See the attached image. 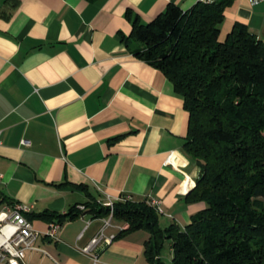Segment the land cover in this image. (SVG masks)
I'll list each match as a JSON object with an SVG mask.
<instances>
[{"label": "crops", "instance_id": "1", "mask_svg": "<svg viewBox=\"0 0 264 264\" xmlns=\"http://www.w3.org/2000/svg\"><path fill=\"white\" fill-rule=\"evenodd\" d=\"M198 1L0 0V205L34 204L29 218L40 249L27 252V264H96L82 248L106 217L66 220L51 238L41 216L91 196L157 199L162 224L181 226L205 206L187 199L200 170L184 151V96L135 54L140 42L130 34L136 17L147 23L171 2L187 10ZM224 17L222 38L243 22L264 42V0H234ZM111 219L106 236L126 224ZM149 237L139 229L102 242L97 264H151ZM165 256L172 257L170 245Z\"/></svg>", "mask_w": 264, "mask_h": 264}, {"label": "trees", "instance_id": "2", "mask_svg": "<svg viewBox=\"0 0 264 264\" xmlns=\"http://www.w3.org/2000/svg\"><path fill=\"white\" fill-rule=\"evenodd\" d=\"M232 2L200 0L187 10L171 2L147 23L132 20L130 34L140 42L135 54L184 96L190 113L184 151L200 170L187 199L205 204L181 226L162 224L147 199L115 201L113 219L128 224L115 237L148 230L144 252L151 264H264V42L243 22L222 38ZM81 204L41 216L64 222L111 213L94 196ZM165 243L170 260L163 257Z\"/></svg>", "mask_w": 264, "mask_h": 264}, {"label": "built area", "instance_id": "3", "mask_svg": "<svg viewBox=\"0 0 264 264\" xmlns=\"http://www.w3.org/2000/svg\"><path fill=\"white\" fill-rule=\"evenodd\" d=\"M252 3H258L262 0H250ZM1 143V132H0ZM22 143L28 145L30 143L26 139L22 140ZM174 151H171L165 160L166 164L172 163ZM3 179V173L0 172V182ZM121 198V197H120ZM118 198V199H120ZM117 199V200H118ZM113 199L103 201L105 205L110 207L111 213L109 217H106L102 229L96 233V235L90 240V242L82 249L86 253H90L94 256L95 263L97 264L98 250L102 242L110 244L115 238V235L106 236L104 233L105 227L111 224V218H113V210L115 205ZM150 204L155 206L161 213L162 207L160 200L150 199ZM79 208L83 209L84 205L79 204ZM34 204L20 201L5 202L0 205V261L2 264H27L25 257L29 250L40 249L37 245L39 235L41 232L35 229L29 214L33 211ZM62 226V222L50 221V226L45 235L51 238H57V234ZM128 224H124L120 229L127 228Z\"/></svg>", "mask_w": 264, "mask_h": 264}, {"label": "rangeland", "instance_id": "4", "mask_svg": "<svg viewBox=\"0 0 264 264\" xmlns=\"http://www.w3.org/2000/svg\"><path fill=\"white\" fill-rule=\"evenodd\" d=\"M161 220H163L162 217H161ZM168 250H169V243H165L164 250H163L164 256L167 255Z\"/></svg>", "mask_w": 264, "mask_h": 264}]
</instances>
